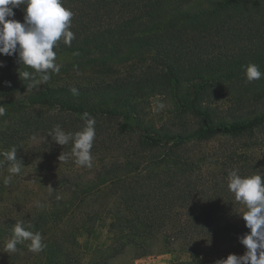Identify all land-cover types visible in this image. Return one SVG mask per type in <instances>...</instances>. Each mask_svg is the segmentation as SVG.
<instances>
[{
	"label": "trees",
	"instance_id": "1",
	"mask_svg": "<svg viewBox=\"0 0 264 264\" xmlns=\"http://www.w3.org/2000/svg\"><path fill=\"white\" fill-rule=\"evenodd\" d=\"M62 3L74 14L70 31L75 38L71 46L61 39L54 47L56 63L61 65L58 74L28 88L18 73L33 70L20 65L17 55H0L4 64L0 105L6 110L0 117V151L36 137L41 140L31 145L29 155L45 164L59 160L55 151L61 146L48 136L56 124L43 114L50 110L80 122L71 130L62 127L66 133L81 131L83 114L88 113L95 121L120 120L122 136L102 140L95 129L89 179H69L43 208L14 221H0V264H80L84 251L79 231L101 218L109 221L111 255L129 244L149 250V241L173 225L178 226L175 237L194 242L191 260L174 264H215L226 258L206 257L200 244L237 236L231 206L220 201L219 190L201 193L192 176L203 165L183 146L219 135L237 137L264 124V78L249 83L244 75V66L250 63L264 72V0ZM14 12V19L23 22V11ZM89 76L114 78L72 83ZM73 88L78 94L72 93ZM159 103L164 107L152 114L153 105ZM95 144L104 150L118 144L127 153L116 160L103 155L101 148L94 151ZM16 148L17 159L22 160V147ZM231 163L239 166L236 158ZM1 171L0 191H7L6 163L0 164ZM180 178L187 181L180 185L185 181ZM100 196L108 200L82 210ZM179 207L197 209L199 217H175ZM20 221L41 234L42 252H30L25 242L18 246L20 251L4 253Z\"/></svg>",
	"mask_w": 264,
	"mask_h": 264
},
{
	"label": "rangeland",
	"instance_id": "2",
	"mask_svg": "<svg viewBox=\"0 0 264 264\" xmlns=\"http://www.w3.org/2000/svg\"><path fill=\"white\" fill-rule=\"evenodd\" d=\"M139 69L141 70V68L136 67V71ZM113 78L89 76L81 80L74 79L72 83L90 84L94 81L112 80ZM160 110L153 105L152 114H156ZM43 114L49 117L53 124H59L69 130L78 127L80 123L77 119L70 122L71 119H68L67 115L53 110L45 111ZM120 124V120H96L95 129L99 133V139L103 140L111 136L116 138L119 134ZM121 136V134L118 135L120 138ZM134 138L135 135L129 137L130 140H134ZM40 140V138L35 137L29 141L26 139L13 143V146L22 147L23 159L21 162L24 167L22 168V175L13 178L9 190L0 191V221H14L27 212L41 209L36 206V202L39 201L45 205L59 190L67 187L69 179L76 182L85 181L93 174V167H81L74 163V157L71 155V143L61 146L55 151L58 158L62 154L68 157L67 160H57L54 164H45L40 158H32L29 155V148ZM107 146L106 144L105 147ZM97 147L95 144L94 151L100 149L102 145L99 144ZM109 149H103V155L114 157L116 160L127 153L118 148V144ZM183 149L203 165L202 169H199L192 176L201 193L212 195L219 190L222 194L220 201L226 202L229 207L231 206L229 208L230 217H234L232 225L238 229L236 231L237 236L231 239L203 240L200 244L201 249H203L206 257H227L229 254L242 255L245 249L239 243L238 237L250 230L245 227V221L240 215L247 209L235 201L234 195L228 190V174L235 169L242 176L264 175V124L253 132H247L237 137L219 135L209 141L188 143L183 146ZM233 158L239 161V166H233L231 163ZM65 173H72V176L68 178ZM180 179H185V181H179L180 185L187 181L186 178ZM105 200L108 198L100 196L97 202H88L82 210L88 211L91 207H95ZM193 200L194 203L201 202L200 199H198L199 201ZM191 210L194 211L191 212ZM176 211L175 217H183L184 219L199 217L196 214L197 209L179 207ZM108 224V219L101 218L94 226H86L79 231L78 240L84 251L80 264H174L178 261L188 262L191 260L190 250L193 248L194 242L175 237L174 233L178 230V226L173 225L159 231L155 236L156 238L149 241L151 245L149 250H143L136 244H129L123 251L111 255L110 247L113 244L108 240ZM144 251H148V253L143 254Z\"/></svg>",
	"mask_w": 264,
	"mask_h": 264
},
{
	"label": "clouds",
	"instance_id": "3",
	"mask_svg": "<svg viewBox=\"0 0 264 264\" xmlns=\"http://www.w3.org/2000/svg\"><path fill=\"white\" fill-rule=\"evenodd\" d=\"M14 9H21L24 13L23 22L15 17ZM73 12L64 7L62 0H0V55L18 56V63L33 71L19 72V78L27 81L26 87L34 88L47 83L51 74H58L61 65L56 63L54 47L57 42L71 46L75 35L70 31ZM0 62V67H3ZM244 75L251 83L264 78V72L258 65L250 63L244 66ZM10 86V82H5ZM78 94V90L71 89ZM164 107L158 104V109ZM6 114L5 108L0 105V117ZM85 126L76 133L65 132L57 124L49 131L48 136L60 146L72 144L71 155L74 163L81 167L91 168L93 157L91 149L95 139V119L88 113L82 117ZM2 161L0 164L8 165V175L4 177L3 184L9 186L14 177L22 175L24 167L17 159V148L12 146L9 150L0 151ZM67 156L60 155L59 160H67ZM228 190L234 195L235 201L247 209L242 215L245 227L250 231L238 237L239 243L244 246L242 255L229 254L226 258L218 259L215 264H264V175L256 174L242 176L238 170H231L228 174ZM59 198V197H58ZM36 206L45 205L37 201ZM33 225H24L17 222L12 229V236L4 245V253L20 251L19 245H25L32 253H40L45 245L39 232L31 231Z\"/></svg>",
	"mask_w": 264,
	"mask_h": 264
}]
</instances>
